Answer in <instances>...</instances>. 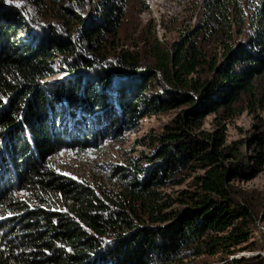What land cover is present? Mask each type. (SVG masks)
<instances>
[{"label":"trees","instance_id":"16d2710c","mask_svg":"<svg viewBox=\"0 0 264 264\" xmlns=\"http://www.w3.org/2000/svg\"><path fill=\"white\" fill-rule=\"evenodd\" d=\"M87 2L0 0V264H207L264 250L253 240L264 204L234 187L264 163V136L226 146L223 132L264 109V0H203L176 43L150 31L127 48L116 42L129 0H99L89 16ZM55 64L70 78L42 84ZM178 109L152 138L151 166L117 168L119 190L55 172L57 155L97 142L92 122L110 134ZM182 175L179 197L160 193Z\"/></svg>","mask_w":264,"mask_h":264},{"label":"rangeland","instance_id":"374dc122","mask_svg":"<svg viewBox=\"0 0 264 264\" xmlns=\"http://www.w3.org/2000/svg\"><path fill=\"white\" fill-rule=\"evenodd\" d=\"M88 11L86 15L96 14V6L99 0H87ZM90 1V2H89ZM203 0H129L125 7L126 14L119 33L118 46L127 48L129 45L139 44L149 32L153 33L157 40L162 43H176L179 36L194 27L198 19L199 5ZM252 13V10H249ZM26 34L21 33L20 38L24 39ZM26 40V39H25ZM57 63V62H56ZM55 76L42 81L46 86H55L58 83L68 80L70 75L65 70L55 64ZM181 109L167 111L159 115L143 117L141 121L135 122L132 129L128 131L121 130L114 133L102 131V126L93 125L92 132L98 133V140L87 149L62 152L57 155L52 163L55 172L72 178L78 182H87L92 187L98 186L117 191L122 184V175L117 170L118 167H128L131 170L151 166L153 161L148 157L153 155L152 138L157 137L164 130ZM93 121V120H91ZM216 129H220L214 123V117L208 116L201 128L204 134L213 135ZM224 135H226V146H231L234 142L252 141L256 136H264V109L256 112L249 110L239 114L233 120L224 124ZM197 139L201 135L192 134ZM253 148L255 145L252 144ZM243 152L252 158L255 152L243 149ZM152 157V156H151ZM154 160V159H152ZM255 166L250 161V167ZM257 173L246 180H236L234 187L242 190L252 205L264 204V163L261 166H255ZM253 170V169H252ZM184 182L180 185L172 183L167 184L160 191L164 196H170L172 199L179 197L180 193L188 189L191 179L187 175H182ZM178 206V204H177ZM261 208V207H260ZM257 207V211L260 210ZM264 211H259L255 225L261 233H256L255 239L260 244H264ZM261 255L264 257V250L255 251V253L238 252L224 260L220 257L208 259L207 264H231V261L240 258H255ZM200 262V261H199Z\"/></svg>","mask_w":264,"mask_h":264}]
</instances>
